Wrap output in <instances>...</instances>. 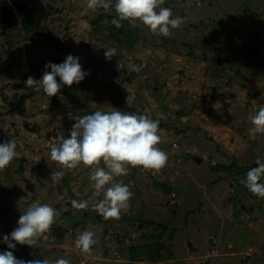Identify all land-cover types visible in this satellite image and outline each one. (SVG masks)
Listing matches in <instances>:
<instances>
[{
    "label": "rangeland",
    "instance_id": "rangeland-1",
    "mask_svg": "<svg viewBox=\"0 0 264 264\" xmlns=\"http://www.w3.org/2000/svg\"><path fill=\"white\" fill-rule=\"evenodd\" d=\"M107 2L93 9L87 0H0V141L14 138L19 152L0 169V234L37 200L59 215L36 244L12 249L25 260L264 264V197L241 183L264 156V133L248 132L264 105V0H162L184 17L167 36L138 20L117 28ZM109 47L116 52L105 58ZM69 53L88 73L77 85L49 97L24 84ZM113 107L159 119L167 160L159 169L128 165L114 177L132 196L118 217L105 218L91 207L103 195L92 196V166L65 167L53 181L61 165L49 149L73 117ZM72 199H89V207ZM86 228L95 243L82 251L73 241Z\"/></svg>",
    "mask_w": 264,
    "mask_h": 264
},
{
    "label": "clouds",
    "instance_id": "clouds-1",
    "mask_svg": "<svg viewBox=\"0 0 264 264\" xmlns=\"http://www.w3.org/2000/svg\"><path fill=\"white\" fill-rule=\"evenodd\" d=\"M161 3L162 0H113L112 6L117 15L112 17L111 23L118 28L122 20L127 19L130 23L138 20L150 31L167 36L171 29L181 25L184 17L173 15L172 9L161 6ZM100 4L104 8L109 6L107 0H87L89 8L94 9ZM115 52L114 47H109L104 56L110 58ZM79 61L80 57L71 53L59 63L48 61L44 66L46 70L39 78L28 75L24 84L42 90L51 97L63 85L79 83L88 74ZM118 109L113 107L111 111H102L97 108L73 117L74 123L68 135L58 129L56 142L49 149V158L61 165L59 170L50 172L53 181L63 176L65 167L72 168L79 163L92 166L89 176L94 190L92 196L103 195L93 201L91 207L105 218L118 217L122 210L128 208L132 196L128 184L114 177L126 175L128 165L159 169L167 160V153L158 147L164 133V129L159 127V119ZM250 120V136L254 138L255 134L264 133V105L251 114ZM18 155L14 138L0 141V169ZM101 160L106 167L99 166ZM241 183L249 192L264 197V156H256L255 166L247 169ZM89 199H72L71 204L77 209H85L89 207ZM58 215L59 210L52 205L33 200L25 211L20 212L16 226L10 232L0 234V243L7 245V248L0 250V264H70L64 256L25 260L16 257L12 251L17 243L28 246L36 244L37 238L49 230ZM73 242L80 250L89 251L95 243L94 232L86 228Z\"/></svg>",
    "mask_w": 264,
    "mask_h": 264
},
{
    "label": "water",
    "instance_id": "water-1",
    "mask_svg": "<svg viewBox=\"0 0 264 264\" xmlns=\"http://www.w3.org/2000/svg\"><path fill=\"white\" fill-rule=\"evenodd\" d=\"M224 61H228V62H229V61H230V58H226ZM193 159H194L197 163H201V161H202V159L199 158L198 156H194ZM161 185H166V186L172 188V186L169 185V184H167V183H162ZM161 188H162V187H161ZM162 189L165 190V191H169V192H170V190H168V189H164V188H162Z\"/></svg>",
    "mask_w": 264,
    "mask_h": 264
},
{
    "label": "trees",
    "instance_id": "trees-1",
    "mask_svg": "<svg viewBox=\"0 0 264 264\" xmlns=\"http://www.w3.org/2000/svg\"><path fill=\"white\" fill-rule=\"evenodd\" d=\"M78 83H73L72 85H63L60 89L65 90L73 85H77Z\"/></svg>",
    "mask_w": 264,
    "mask_h": 264
},
{
    "label": "crops",
    "instance_id": "crops-1",
    "mask_svg": "<svg viewBox=\"0 0 264 264\" xmlns=\"http://www.w3.org/2000/svg\"><path fill=\"white\" fill-rule=\"evenodd\" d=\"M172 186V185H171ZM172 190H173V187H172ZM261 214H263L264 215V209H263V211H262V213ZM259 221V223H262V224H264V218H262V219H259L258 220ZM264 228V227H263Z\"/></svg>",
    "mask_w": 264,
    "mask_h": 264
},
{
    "label": "bare ground",
    "instance_id": "bare-ground-1",
    "mask_svg": "<svg viewBox=\"0 0 264 264\" xmlns=\"http://www.w3.org/2000/svg\"><path fill=\"white\" fill-rule=\"evenodd\" d=\"M162 188H164V189H168V190H170V191H172V188H170V187H168V186H166V185H160Z\"/></svg>",
    "mask_w": 264,
    "mask_h": 264
}]
</instances>
